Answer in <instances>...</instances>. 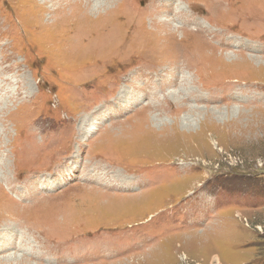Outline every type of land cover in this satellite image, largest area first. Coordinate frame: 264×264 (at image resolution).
I'll use <instances>...</instances> for the list:
<instances>
[{"label":"rangeland","instance_id":"1","mask_svg":"<svg viewBox=\"0 0 264 264\" xmlns=\"http://www.w3.org/2000/svg\"><path fill=\"white\" fill-rule=\"evenodd\" d=\"M87 1L0 0V264H264L262 4Z\"/></svg>","mask_w":264,"mask_h":264},{"label":"bare ground","instance_id":"2","mask_svg":"<svg viewBox=\"0 0 264 264\" xmlns=\"http://www.w3.org/2000/svg\"><path fill=\"white\" fill-rule=\"evenodd\" d=\"M159 1H167L168 3H172L173 1H176V0H151V6L153 7V8H155V10H151V12H158L157 10H156V5L158 4V2ZM254 1V4L256 5V3H257V0H253ZM93 2H94V5H96V7L98 6V4H99V2H95L94 0L92 1V0H88L84 5L88 8V15L92 12V7L94 8V6H93ZM64 3V2H63ZM104 3V5H106L105 4V2H103ZM102 3V4H103ZM131 3V2H130ZM137 3V2H136ZM148 3V2H147ZM166 3V2H165ZM183 3V0L182 1H180L179 2V11L178 12H184V11H182V9H183V7L181 6V8H180V5ZM208 3V2H207ZM67 4V3H66ZM259 4L261 5L262 4V6H258L257 5V10H262V11H264V0H259ZM103 5V6H104ZM133 6V5H132ZM131 6V7H132ZM199 7V6H198ZM217 7V6H216ZM244 7H246L245 9H248L247 11H249V9H255L252 5H247V6H244ZM86 8V9H87ZM106 8V7H105ZM214 8H215V6H214ZM133 9V8H132ZM193 9V8H192ZM96 10V9H95ZM145 10H149V9H147V8H145V7H143V10H142V13L143 12H145ZM215 10V9H214ZM87 11V10H86ZM136 11V10H135ZM160 11V10H159ZM177 12V13H178ZM187 12H189V17H185L184 15H183V19L185 20V21H187L188 23H194V24H200L201 23V20H204V19H202V15L203 14H205V13H201V12H199V11H196V10H187ZM187 12H185V13H187ZM206 12V11H205ZM108 13V12H107ZM176 13V14H177ZM207 14V13H206ZM208 14H209V12H208ZM242 14H244L245 16L247 15V12L246 11H242V13L240 14V21L244 18V16H242L241 17V15ZM126 16V15H125ZM151 21L150 22H148V21H143L144 23H146V25H147V29L148 28H151V29H153V28H155V26H158L159 27V30L158 31H162V32H168L169 34H173V33H175L174 34V36H176V34L177 33H179V29L177 28V27H174L168 20H162V19H160L159 18V15L158 14H156V13H151ZM149 16V17H150ZM107 17V16H106ZM117 17V16H116ZM127 17H128V15H127ZM131 17V16H130ZM126 18V17H125ZM114 20H115V22L117 21L116 20V18H113ZM113 19H112V21H113ZM123 19V18H122ZM146 19V18H145ZM72 20V19H71ZM70 19L68 20V22L67 23H69L70 21H71ZM124 20V19H123ZM132 20V19H131ZM134 20V19H133ZM73 21V20H72ZM111 21V18H110V20H109V22L111 23L112 22ZM122 21V20H121ZM142 21V20H141ZM243 21V20H242ZM261 21V20H260ZM76 22V21H75ZM135 22V21H134ZM136 22H137V20H136ZM151 22H152V24H151ZM245 22V21H244ZM244 22L242 23V24H244ZM250 22L251 21H249V23L248 24H250ZM120 23V22H119ZM137 23H139V22H137ZM260 23V22H259ZM264 23V22H263ZM108 24V23H107ZM116 24V23H115ZM202 24V23H201ZM236 24H238V22L236 23ZM235 24V25H236ZM241 24V23H240ZM253 24H255V25H257L256 24V22H253ZM121 25V24H120ZM138 25V24H137ZM145 25V26H146ZM108 26H110V25H108ZM139 26H141V24H139ZM144 26V27H145ZM185 26H186V24H185ZM244 26V25H243ZM189 27V26H188ZM236 27V26H235ZM244 27H246V25L244 26ZM248 27V26H247ZM112 28V27H111ZM111 28H110V30H111ZM157 28V27H156ZM109 29V28H108ZM120 29V28H119ZM251 29H253V28H251ZM260 29V28H259ZM262 29H264V25H263V27H262ZM198 29L196 28V31H197ZM106 31H108L109 32V30H106ZM151 31V30H150ZM221 30H211V29H209V28H206L205 26H203L202 27V30L200 31L202 34H208V35H210L211 36V38L213 39V40H216V39H219L220 37H222V35H227L228 33H231L230 31H228V33L227 32H225V29L222 31V32H220ZM227 31V30H226ZM254 31V30H253ZM264 31V30H263ZM119 32V31H118ZM217 32V33H216ZM252 32V31H251ZM156 33V32H155ZM160 33V32H159ZM167 33V34H168ZM186 33H189V34H191L192 35V33L194 34L195 32H185V31H183V34L185 35ZM214 33H216V35L215 36H213V34ZM257 33H259V34H261V35H263V32H257ZM109 34V33H108ZM163 34V33H162ZM183 34H182V39H184L185 37H183ZM253 34V33H252ZM112 35H114L113 33H112ZM111 35V36H112ZM157 35V34H156ZM195 35V34H194ZM248 34H246V36H247ZM123 36V35H122ZM126 36H127V34H126ZM245 36V37H246ZM109 37H110V34H109ZM108 37V38H109ZM113 38V37H112ZM158 38V37H157ZM168 38V37H167ZM247 38V37H246ZM254 38L255 39H253L254 41H255V43L256 44H254V47L255 46H257L260 42H261V47H264V39H261L259 36L257 37H255L254 36ZM264 38V37H263ZM110 39V38H109ZM115 39V38H114ZM122 39V38H121ZM120 39V40H121ZM125 40L123 41V43L121 44L120 43V45H122V48H120L119 50L121 51V52H123V50L125 49V46H127L126 44L130 41V39H126V38H124ZM162 39V38H161ZM108 40V39H107ZM159 40V39H158ZM158 40H156V38H155V43H154V45H153V47H154V49L156 50V51H158L159 50V52L161 51L162 52V46H161V43L158 41ZM161 41V40H160ZM164 41V40H163ZM162 41V42H163ZM166 41V40H165ZM171 41V40H170ZM105 42H106V40H105ZM111 42V41H110ZM132 42V41H131ZM168 42H169V40H168ZM182 42V41H181ZM114 43V42H113ZM112 43V44H113ZM170 43V42H169ZM174 43V42H173ZM185 43V42H184ZM206 43V42H205ZM220 43V42H219ZM218 43V44H219ZM109 44V43H108ZM108 44H107V46H108ZM163 44V43H162ZM166 44V43H165ZM189 44V43H188ZM204 44V43H203ZM207 44V43H206ZM158 45H159V48H158ZM170 45V44H169ZM196 45V44H195ZM205 45V44H204ZM220 45H223L222 43H220ZM112 46V45H111ZM124 46V47H123ZM171 46V45H170ZM173 46V45H172ZM190 46V45H189ZM189 46H186L187 48L186 49H190V48H192V47H189ZM144 47V46H143ZM177 47V46H176ZM193 47H194V45H193ZM207 47H208V44H207ZM206 47V48H207ZM113 48V47H112ZM161 48V49H160ZM199 48V47H198ZM200 48H202V47H200ZM204 48H205V46H204ZM205 48V49H206ZM212 48V47H211ZM185 49V47L183 46V50ZM185 49V50H186ZM193 49H196V48H193ZM210 49V48H209ZM208 49V50H209ZM178 49L176 48L175 49V51H177ZM113 51L115 52L116 50H115V48L113 49ZM235 67L237 68V69H240L241 67H242V64L241 63H236L235 64ZM145 111H147V110H144L143 112H145ZM147 113H148V111H147ZM151 113V112H150ZM40 155V154H39ZM35 156L37 157V158H39V156H38V154H35ZM15 163H16V161H15ZM23 166V165H22ZM17 167V166H16ZM26 169H27V167H26ZM25 170V169H24ZM34 229V228H33ZM43 237H45L44 235H43ZM13 256V255H12ZM15 257V256H14ZM13 257V258H14ZM9 258V260L10 259H12L11 257H8ZM28 263V262H27Z\"/></svg>","mask_w":264,"mask_h":264},{"label":"crops","instance_id":"3","mask_svg":"<svg viewBox=\"0 0 264 264\" xmlns=\"http://www.w3.org/2000/svg\"><path fill=\"white\" fill-rule=\"evenodd\" d=\"M161 167V165H158V166H155V168L154 169H159ZM162 183H160L158 186H154L153 188L155 189V188H158L160 185H161ZM153 188H151L152 190H154ZM150 187H148V185H147V187L145 186V187H143V188H141L138 192H136V193H133V194H128V195H125V196H122L125 200H131V199H133V198H127V197H132V196H137V195H147L148 194V192H150ZM145 191H148V192H145ZM106 193H109V192H106ZM112 195V194H111ZM215 196L216 195H211L210 196V198H209V200L207 201V208L206 209H204L203 211H202V213L201 214H199L198 215V217H197V219L200 221L198 224H197V226H200V227H198V229H200V233L201 234H203V235H205V236H207L206 237V240H202V241H208V240H213V241H215V239H217L218 240V238L217 237H220V236H222V235H225V239L227 238V237H229V235H228V232L226 231V228L224 227L223 229H221L220 231L221 232H217V231H214L213 233H211V234H209L210 232H209V230L211 229H209V227L211 226V225H213L214 226V222H215V228L217 227V220H215L214 222H212L210 219H212V216H213V218H215L216 217V215H218V217L217 218H219V216H224V213H226V212H228V211H230V210H232V212L233 213H235V212H240V213H244V214H250V213H252L253 211H251V208H249V207H247V206H244V205H241V203L239 202V200L238 201H235V203H233V204H230L228 207H226V209H221L220 207H221V204H219V199H217V198H215ZM114 198V197H113ZM238 199V198H237ZM115 199H113V201H114ZM236 200V199H235ZM198 207V206H197ZM210 208V209H209ZM212 226V227H213ZM202 227V228H201ZM214 228V229H215ZM217 229V228H216ZM185 230H188V229H185ZM229 241V243L230 244H233L234 242H233V240H230V239H228ZM222 244H223V242H222ZM236 244H240V243H236Z\"/></svg>","mask_w":264,"mask_h":264}]
</instances>
